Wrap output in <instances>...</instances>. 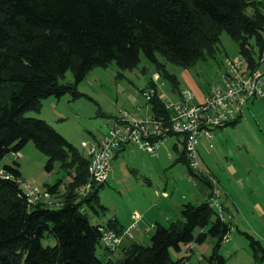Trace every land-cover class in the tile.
Returning a JSON list of instances; mask_svg holds the SVG:
<instances>
[{
	"label": "trees",
	"instance_id": "obj_1",
	"mask_svg": "<svg viewBox=\"0 0 264 264\" xmlns=\"http://www.w3.org/2000/svg\"><path fill=\"white\" fill-rule=\"evenodd\" d=\"M224 31L256 66L253 46L261 50L264 41V0H0V264H186L187 257L173 259L170 248L179 251L182 244L208 238L215 241L209 264H226L221 247L232 223L209 200L185 203L181 219L168 226L158 223L149 244L132 241L120 259L108 258L115 250L108 247L99 256L101 224L90 220L87 207L106 213L99 200L104 184L93 181L92 190L80 195L90 179L88 155L48 121L25 115L39 111L45 97H79V83L95 67L115 62L122 69L133 68L142 54L181 93L180 80L166 63L191 68L214 56ZM69 70L73 80L61 82ZM148 103L155 113L168 114L157 88ZM30 141L48 156V171L58 162L70 178L62 194V178L45 185L52 203L30 205L19 163L2 164L8 152H18ZM181 142L176 160L211 185L190 167ZM105 226L124 231L117 219ZM240 231L256 261H264L261 240ZM49 235L57 242L44 246Z\"/></svg>",
	"mask_w": 264,
	"mask_h": 264
},
{
	"label": "rangeland",
	"instance_id": "obj_2",
	"mask_svg": "<svg viewBox=\"0 0 264 264\" xmlns=\"http://www.w3.org/2000/svg\"><path fill=\"white\" fill-rule=\"evenodd\" d=\"M251 11V10H249ZM260 49L255 44L253 46V55L257 60ZM240 49L237 42L230 36L227 31L221 34L220 42L216 45V53L206 59L200 60L194 67L183 68L178 64L167 62V69L176 74L180 79V88L191 87L189 82L193 81L204 90L210 89L215 83H220L227 64L231 59L239 56ZM163 60V57L160 56ZM264 70V64L260 66ZM156 72L160 73L156 66L149 61L144 54L141 55V61L133 68L122 69L115 62L107 67L97 66L89 72L87 77L79 83L78 89L81 95L73 98L70 93L62 95L60 98L49 96L41 99L42 106L39 111L29 110L26 116L41 118L48 121L58 132L63 134L72 144L77 146L85 155L86 147L82 145L83 141H90L95 136H99L108 129V125L113 115H118L122 110H128L135 115H140L148 105L147 99L143 96L141 89L148 87ZM121 73V76H119ZM73 80L72 71H68L61 82H70ZM158 91L165 94L171 99L176 98L177 94L172 90L171 82L164 79L161 74L156 82ZM213 137L211 140L199 139V173L204 177L208 175L218 178L222 185H226L237 175H232L228 170L239 171V175L245 179L257 180L264 183V97L250 102L243 110L241 121L236 126L226 125L224 127L213 128ZM181 135H170L163 140L158 156H152L150 153L143 151L135 146H130L114 159L118 161L120 168H115L116 180H111L110 176L107 182L99 190V200L102 205L113 211V207L120 208L121 204L130 199L131 196L140 195L144 191L146 182L142 176L148 165L154 167L152 189L156 191L157 198L164 191L170 192L173 187L187 189L188 183L184 179L186 166L176 160L177 152L174 149V143L182 149V143L179 141ZM170 142V144L168 143ZM212 144V146H210ZM131 149L141 150L139 157L128 155ZM169 150L170 154L168 153ZM206 151V152H205ZM147 153L148 158L143 157ZM48 156L39 150L35 144L30 141L22 150L18 152H8L2 159V164L14 165L19 163L22 172V187L24 190L29 186L44 190L46 184H55L62 178L60 186L61 194L65 190V183L70 180L65 176V172L57 162L53 170L48 171L45 168ZM120 164H123L122 167ZM233 165V166H232ZM111 168V167H110ZM133 168L138 177L133 175ZM199 177H197L198 179ZM140 180V181H139ZM202 181L201 178L198 181ZM264 192V188H263ZM264 196V194H263ZM223 198V197H222ZM42 200H46L42 197ZM125 200V201H124ZM221 200V199H220ZM224 200V203L227 200ZM222 201V200H221ZM229 201V200H228ZM59 204L53 207H59ZM231 211L230 204L227 206ZM98 209H101L98 207ZM87 213L90 220L96 224L104 220V214L97 215L92 207H87ZM226 220L233 224L231 230L230 243L225 242L221 247V252L229 258L225 246L231 247L236 241L246 240V236L236 229L235 221L231 220L228 212L221 213ZM245 229L244 227L241 230ZM201 230L196 228V233ZM153 230L151 231V233ZM150 233V234H151ZM237 238V236H239ZM235 236V237H234ZM234 237V239H233ZM128 238V237H127ZM125 238L120 248L128 245L129 240ZM231 240H233L231 242ZM56 238L49 235L43 238L44 246L55 245ZM150 237H146L143 244H149ZM214 239L208 238L204 243L182 244L181 250L177 251L170 248L173 259L190 256L191 261L187 264H209L207 257L212 253ZM193 244L192 249H189ZM103 247L98 246L97 254L102 255ZM121 249L115 254L114 260L120 259ZM202 256L203 260L198 258ZM122 257V256H121ZM252 264L258 263L253 253ZM229 264L234 261L228 260Z\"/></svg>",
	"mask_w": 264,
	"mask_h": 264
},
{
	"label": "built area",
	"instance_id": "obj_3",
	"mask_svg": "<svg viewBox=\"0 0 264 264\" xmlns=\"http://www.w3.org/2000/svg\"><path fill=\"white\" fill-rule=\"evenodd\" d=\"M256 67L250 66L244 55L231 59L227 64L222 81L212 85L200 102H194L191 89H183L181 98L177 100L165 99L164 107L168 114H157L150 109L142 116L132 115L127 110L112 118L111 127L107 134L99 139L83 141L89 157V181L79 189L80 195L92 190L93 181L101 184L107 182L111 162L116 150L124 145H135L157 153L162 141L170 135H181L186 144V154L190 167L197 173L200 170L198 144L201 136L212 137L213 128L231 124L243 114L244 108L253 100L264 96V43L257 59ZM160 73L156 72L154 81L141 90L143 96L149 100L155 95ZM211 184L216 181L211 178ZM27 195L30 205L40 201L52 203L50 193L28 185ZM44 197L46 200H42ZM210 206L221 214L224 210L219 201L218 193L214 190L209 200ZM134 216H139L137 212ZM154 224L151 226L153 227ZM132 227L124 228L122 233L115 229L101 226V241L108 248H117L123 236L133 237ZM231 238L227 234L224 240ZM187 264V263H186Z\"/></svg>",
	"mask_w": 264,
	"mask_h": 264
},
{
	"label": "crops",
	"instance_id": "obj_4",
	"mask_svg": "<svg viewBox=\"0 0 264 264\" xmlns=\"http://www.w3.org/2000/svg\"><path fill=\"white\" fill-rule=\"evenodd\" d=\"M189 82L191 84V87L190 88L189 87L180 88L181 93L183 89H191L194 93V99H193L194 102L202 101L207 95L208 90L202 89L196 84V82H193L190 80ZM158 93L161 95L162 99H171L169 96L168 98L164 97L165 94H162L159 91ZM181 93H178L176 98H174V100L180 99L182 96ZM148 111H150L149 103L146 106L145 110L143 112L140 110V115H136V116H142ZM131 114H133V112ZM241 116H239L240 118H237L234 120V124H229V125L236 126L238 122L241 121ZM111 123H112V119L110 120L108 129H106L105 132H102V134H100L99 136H95L93 139H99L104 134H107L111 127ZM212 137L201 136V139L211 140ZM179 141L180 142L182 141V137H179ZM168 143L170 144V142ZM130 146H135V145H127V146H122L118 148L114 159H116L119 156V153L122 152V150H125L126 148ZM173 146L176 152H179L183 149V144H182L181 150L179 149L178 144L176 142L174 143ZM210 146H212V144H210ZM137 148L150 153L152 156L159 155L158 152L153 153L152 151L146 150L141 147H137ZM141 150L131 149L127 153L128 155L139 157V154H140L139 152ZM167 151L169 155H171L168 149ZM143 157L148 158L147 153H145ZM114 159L112 160V162L114 161ZM120 165L122 167L123 164H120ZM233 167H234L233 169L228 170V171L233 176L237 175V177L231 180L230 182H228L225 186L222 185L221 181L218 178L212 177L213 175L212 176L208 175L206 178L209 181H211V178H214L216 181L215 185H212V184L208 185L206 183H203L201 180L198 181L199 178L197 179L196 176L191 175L189 171L187 170L186 172H184V179L189 184L188 185L189 188L182 189V188L173 187L170 192L164 191L160 195V197L157 198V195H156L157 189L153 190L151 186L153 182V176H154L153 175L154 167L152 165H148L145 168V172L144 171L142 172V176L146 181V182H143L144 191L142 192V194L131 196L130 199L126 201L124 200L125 202L121 204L120 208H117L115 206L113 207L114 208L113 211L109 212V208L107 207V211L104 214L105 216L104 220L98 221L100 223H96V224L106 225L109 219H117L120 226H122L123 228H129L134 225V227H132L133 237L123 236L124 237L123 240L128 237L127 238L129 240L128 244H130L132 241H135V240L141 243L142 242L144 243V240L146 237H151L158 223L168 226L172 221L181 219V210L185 203L187 202L201 203V202L210 200L214 190H216V192L218 193L219 201L223 204V208H224L223 211L228 212L229 215L231 216L230 217L231 220L235 221V224H236L235 227L237 231L241 233L240 230L241 228L244 227L245 229H243V231H248L254 234L257 238L261 240V243L264 246V196H263L264 183L258 182L257 180H253L251 182L250 180L245 179L244 177L239 175V171L236 170V167L235 166ZM115 168L117 169L120 168L118 161H115L112 164L111 168L109 169V176L111 180H116ZM139 174L140 173H137L136 169L133 168V175L138 177ZM222 197L225 200L228 199L229 201L227 200V202L224 203V200ZM228 204H230V207L232 209L231 211L227 207ZM135 212H137V214L139 215L138 217L134 216ZM227 221L231 222L230 220H227ZM153 224L154 226L151 227ZM152 230L153 232L151 233ZM241 234L243 235V233ZM239 237L240 235L237 236V238ZM230 239L225 242H229ZM123 240H122V243H123ZM232 241L233 240H231V242ZM192 247H193V244H191L189 249H192ZM123 248L118 247L117 249L113 250L114 252H111L110 254H108L107 257L112 258V259L115 258L114 257L115 254L120 249L122 251ZM225 250L229 254V258H227L223 254L227 258L226 264H229L228 260L234 261L233 262L234 264H252L251 259L254 260L253 252L249 245V242L247 243V241L242 240V238L239 242L234 241L231 244V247L230 246L228 247L226 244ZM103 253L104 251H102V254ZM121 256H123L122 252H120L119 258H121ZM185 257H187L186 263H189V261H191L190 256L186 255ZM198 260L202 261L203 260L202 256H200ZM257 262L264 264V261H257Z\"/></svg>",
	"mask_w": 264,
	"mask_h": 264
},
{
	"label": "clouds",
	"instance_id": "obj_5",
	"mask_svg": "<svg viewBox=\"0 0 264 264\" xmlns=\"http://www.w3.org/2000/svg\"><path fill=\"white\" fill-rule=\"evenodd\" d=\"M157 91H158V88H157ZM163 100H165V99H163ZM173 100H174V99H173ZM127 111H128V110H127ZM132 115H133V114H132ZM115 116H116V115H115ZM113 117H114V116H113ZM113 117H112V118H113ZM228 125H229V124H228ZM182 140H183V139H182ZM124 146H127V145H124ZM86 151H87V149H86ZM116 151H117V150H116ZM115 154H116V153H115ZM87 155H88V154H87ZM114 157H115V156H114ZM113 159H114V158H113ZM111 163H112V162H111ZM110 167H111V166H110ZM101 184H104V185H105L106 182H105V183H101ZM101 226H105V225H102V224H101ZM230 234H231V233H230ZM101 242H102V241H101ZM102 244H103V243H102ZM120 245H121V244H120ZM102 246H103V247H106V246H104V245H102ZM118 247H119V246H118ZM118 247H117V248H118ZM117 248H115V249H117Z\"/></svg>",
	"mask_w": 264,
	"mask_h": 264
},
{
	"label": "bare ground",
	"instance_id": "obj_6",
	"mask_svg": "<svg viewBox=\"0 0 264 264\" xmlns=\"http://www.w3.org/2000/svg\"><path fill=\"white\" fill-rule=\"evenodd\" d=\"M263 43H264V41H263ZM262 48H263V45H262ZM261 51V50H260ZM239 55H242L241 53H239ZM259 56H260V52H259ZM258 56V57H259ZM248 60V59H247ZM249 62V61H248ZM255 62L257 63V60H255ZM250 64V63H249ZM258 65V63L256 64V66ZM250 66H251V64H250ZM256 66H254V67H256ZM261 66V65H260Z\"/></svg>",
	"mask_w": 264,
	"mask_h": 264
}]
</instances>
